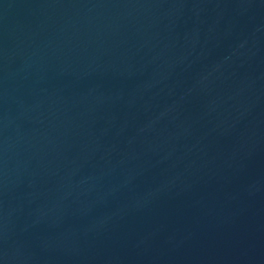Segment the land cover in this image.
<instances>
[{
  "label": "water",
  "instance_id": "95a60500",
  "mask_svg": "<svg viewBox=\"0 0 264 264\" xmlns=\"http://www.w3.org/2000/svg\"><path fill=\"white\" fill-rule=\"evenodd\" d=\"M0 264H264V0H0Z\"/></svg>",
  "mask_w": 264,
  "mask_h": 264
}]
</instances>
